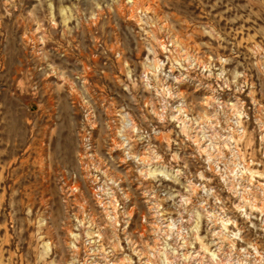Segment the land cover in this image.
Wrapping results in <instances>:
<instances>
[{"label":"rangeland","instance_id":"obj_1","mask_svg":"<svg viewBox=\"0 0 264 264\" xmlns=\"http://www.w3.org/2000/svg\"><path fill=\"white\" fill-rule=\"evenodd\" d=\"M0 264H264V0H0Z\"/></svg>","mask_w":264,"mask_h":264},{"label":"bare ground","instance_id":"obj_2","mask_svg":"<svg viewBox=\"0 0 264 264\" xmlns=\"http://www.w3.org/2000/svg\"><path fill=\"white\" fill-rule=\"evenodd\" d=\"M180 110V109H179ZM159 213V212H158Z\"/></svg>","mask_w":264,"mask_h":264}]
</instances>
